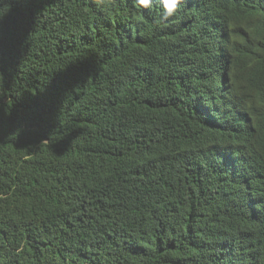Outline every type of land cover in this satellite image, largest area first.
Masks as SVG:
<instances>
[{"label": "trees", "instance_id": "obj_1", "mask_svg": "<svg viewBox=\"0 0 264 264\" xmlns=\"http://www.w3.org/2000/svg\"><path fill=\"white\" fill-rule=\"evenodd\" d=\"M0 0V264H264V0Z\"/></svg>", "mask_w": 264, "mask_h": 264}, {"label": "clouds", "instance_id": "obj_2", "mask_svg": "<svg viewBox=\"0 0 264 264\" xmlns=\"http://www.w3.org/2000/svg\"><path fill=\"white\" fill-rule=\"evenodd\" d=\"M134 3L138 8L150 9L152 6V0H134ZM161 4L163 8L162 19H167L175 14L180 0H161Z\"/></svg>", "mask_w": 264, "mask_h": 264}]
</instances>
